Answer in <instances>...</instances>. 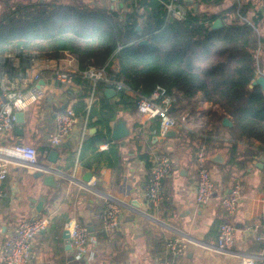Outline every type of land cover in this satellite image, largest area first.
Masks as SVG:
<instances>
[{
	"label": "crops",
	"instance_id": "obj_1",
	"mask_svg": "<svg viewBox=\"0 0 264 264\" xmlns=\"http://www.w3.org/2000/svg\"><path fill=\"white\" fill-rule=\"evenodd\" d=\"M100 1L127 10L123 0ZM227 2L231 5L234 0H223L218 5ZM183 5L186 10L190 6L195 11L201 9L195 0H184ZM146 15L143 12L138 17L139 31L145 27ZM69 64L79 68L77 59L70 62L65 54V67ZM116 64L117 61L114 66ZM80 78L75 79V86L82 92L75 98L65 93L58 111L63 110L64 101L66 109L83 99L87 113L79 117L80 123L74 129L81 128L82 135L73 131L65 138L57 147L60 155L56 163L48 160L49 151L54 148L50 143L54 122L49 113L53 109L47 108V98L28 114L33 123L25 126L24 135L19 136L15 129L9 138L10 142L33 144L39 152L40 164L55 167L65 176H58L57 187L53 188L43 183V177H36L37 169L23 165L11 168L8 177L0 183L4 193L0 197V264H4L1 258L4 238L19 222L32 217L33 204L29 199L40 195H45L46 200L38 215L50 213L52 217L47 228L33 241L36 257L29 264H159L166 258L177 264H238L234 258L205 247L216 245L220 225L225 221L235 224L237 250H261L264 244V167H259L258 163L264 155L258 153V140L240 139L234 131V123L224 126L213 114L217 105L206 101L202 93L195 97V103H188L181 93L173 95L177 99L173 114L179 118L186 115L187 120L185 126L173 129L176 133L169 137L160 134L158 118L143 115L136 109L131 111L123 105L108 126L101 124L99 113L90 110L92 106L101 109L106 86L103 90L96 86L92 97L93 85L88 81L92 88L88 96L82 98L87 80ZM108 98L119 101L118 93ZM48 118L52 121L45 127ZM121 121L128 134L115 140L111 135ZM91 137H101L103 141L96 150L88 149L83 153L84 143ZM43 147L49 149L43 150ZM201 150L207 155L206 165L215 183V194L205 207L198 205L195 195ZM160 153L170 159L173 170L163 181V201L153 205L146 196L147 184L153 159ZM89 173L90 180L84 182ZM237 186L241 189V200L236 213L228 215L221 197ZM113 201L121 203L120 221L113 231L107 232L104 211ZM72 223L92 226L95 231L94 237L90 235L89 253L81 261L74 259L63 236ZM183 235L188 237L186 248L182 256H176L167 243Z\"/></svg>",
	"mask_w": 264,
	"mask_h": 264
},
{
	"label": "trees",
	"instance_id": "obj_2",
	"mask_svg": "<svg viewBox=\"0 0 264 264\" xmlns=\"http://www.w3.org/2000/svg\"><path fill=\"white\" fill-rule=\"evenodd\" d=\"M162 1L166 0H123L125 10L100 0H0V51L25 46L59 56L68 50L80 70L106 66L111 77L124 83L117 90L118 102L103 96L101 109L90 110H96L99 123L107 126L120 105L133 111L137 100L151 96L158 85L172 95L181 93L188 103H195L202 93L217 105L213 114L221 122L229 116L238 137L258 140V153L264 155V90L260 84L250 87L258 75L256 50L264 44V34L258 36L255 29L264 27V0H246L240 7L243 16L253 12L254 25L241 19L235 2L212 13L190 6L184 20L172 21ZM195 1L211 5L223 0ZM143 12L147 13L145 27L139 31L138 17ZM217 18L223 26L213 29ZM143 40L148 43L141 44ZM85 82L82 98L92 88ZM105 86L97 85L101 90ZM73 110L85 116L86 102L82 99ZM101 141L91 137L83 153L96 150Z\"/></svg>",
	"mask_w": 264,
	"mask_h": 264
},
{
	"label": "built area",
	"instance_id": "obj_3",
	"mask_svg": "<svg viewBox=\"0 0 264 264\" xmlns=\"http://www.w3.org/2000/svg\"><path fill=\"white\" fill-rule=\"evenodd\" d=\"M245 1L234 0L238 6L237 14L243 21L254 25L251 17L252 11L248 16H243L240 13V7ZM162 3L167 10V19L184 20L186 18L187 10L181 0H166ZM255 29L258 28L255 27ZM65 54L66 59H69L70 62L75 60V57L68 51L65 53V50L59 56H53L45 50L29 49L25 46L8 52L0 51V183L8 177L13 166L23 165L44 171L40 169L39 152L33 144L10 142L9 138L18 124L17 112H23L25 115L24 127L32 124V119H29L28 114L37 103L46 98L48 89H55L65 94V89L68 86L75 85L77 76L92 83V97L95 87L99 83H104L106 86L111 84L116 90L124 87L122 81L116 80L108 74L106 66L90 65L84 70L75 68L72 64L65 67ZM176 101L175 96L168 93L165 87L158 85L151 96L137 100L136 110L151 118H158L160 134L165 136L169 129H179L186 124V115L179 118L172 112ZM63 104V110L56 112V116L53 117L54 130L50 138L52 147L60 146L80 123L79 116L75 114L73 108L65 109V101ZM207 159V155L201 150L198 154L199 177L195 188L196 201L200 207L207 206L215 194V183L212 172L206 165ZM172 170V163L164 153H160L153 159L146 192L149 202L153 205H159L163 201V181L171 174ZM3 194L0 189V197ZM240 200L241 189L239 186L221 197V203L228 215L236 213ZM119 204L121 203L113 201L104 211V226L107 232L113 231L119 224ZM127 205L133 207L131 204ZM51 217L50 213H44L19 222L7 234L1 244L3 263L29 264L30 261L34 260L36 255L32 249L33 241L38 234L47 228ZM67 228L69 229V241L75 259H83L89 253L88 245L91 240L87 226L72 223ZM187 239L188 237L183 235L169 241L167 246L174 255L182 256ZM235 243V224L225 221L220 225L216 245L214 247L205 245V247L227 257L238 259V264H264V244L260 251L249 252L237 250ZM159 264H177V262L166 258Z\"/></svg>",
	"mask_w": 264,
	"mask_h": 264
},
{
	"label": "water",
	"instance_id": "obj_4",
	"mask_svg": "<svg viewBox=\"0 0 264 264\" xmlns=\"http://www.w3.org/2000/svg\"><path fill=\"white\" fill-rule=\"evenodd\" d=\"M113 7V5H112ZM171 20L173 21L174 19L171 18ZM223 26V21L221 18H217L213 24H212V28L213 29H218V28H221ZM140 26L137 27V30H140ZM141 44H146L148 43V40H143L140 42ZM113 78V77H112ZM255 84H260L262 86V89L264 90V75L261 74V75H258L256 77L255 80L252 81V83L250 84V87H253ZM79 92H82V91H79V89L77 88V86L75 85H70L68 86L66 89H65V93L71 97H76L78 95ZM117 94V91L116 89L111 85V84H108L106 86V89H105V95L108 96V97H113ZM54 111V110H53ZM53 111H49V113L51 114L52 113V117H55L56 116V112L53 113ZM16 116H17V126H16V133L19 135V136H22L24 135V121H25V115L23 112H17L16 113ZM223 125L224 126H233V122L232 120L229 118V117H224L223 118ZM74 133L78 134V135H82V129L81 128H77ZM176 131L173 130V129H169L166 133V137H169L173 134H175ZM128 133L127 131L125 130V126L123 124V122H119L117 123V125L115 126V128L113 129V132H112V138L117 140V139H120L122 138L123 136H126ZM59 155H60V150L59 148L57 147H54L53 149H51L49 151V155H48V160L49 162L51 163H56L58 158H59ZM259 167L263 168L264 167V156H261L260 159H259ZM40 169L44 170V171H37L35 172L36 174V177H43V183L49 187H57V180H58V176H65V173H63L62 171H60L59 169L55 168V167H52V166H49V165H45V164H40ZM91 178V174L89 173L88 175H86L84 177V182H88ZM16 187V185H15ZM32 203H31V207H32V210H31V215L32 217L35 216V215H38L39 213L42 212L43 210V207H44V203H45V200H46V196L45 195H40L38 198H30L29 199ZM159 223H161L162 225L166 226V227H170L171 226L163 221H160V220H157ZM89 232H90V235L91 236H95V231H94V227L92 226H88L87 227ZM181 234H184V232L182 231H179ZM64 238L67 239V242H68V246L69 248H71V245H70V241H69V237H70V234H69V229L66 228L65 231H64V234H63ZM75 259V257H74ZM76 260V259H75Z\"/></svg>",
	"mask_w": 264,
	"mask_h": 264
},
{
	"label": "rangeland",
	"instance_id": "obj_5",
	"mask_svg": "<svg viewBox=\"0 0 264 264\" xmlns=\"http://www.w3.org/2000/svg\"><path fill=\"white\" fill-rule=\"evenodd\" d=\"M22 1H26V0H22ZM221 5V4H220ZM216 5V4H211V5H201L199 7H201V9H199L200 11H209V13L215 12V9L220 11H223L226 7H228L230 5L229 2L226 3V5ZM1 7V6H0ZM220 7V8H219ZM211 8H213L214 10H212ZM258 29L256 30L258 36H263L264 34V27H257ZM256 60H257V65H258V75L264 74L263 73V67H264V44H259L258 49L256 50ZM257 75V76H258ZM47 108L48 109H53L55 112L58 111L59 108V102L61 100L65 99V94L56 91L55 89H48L47 92ZM51 118H48L45 123L44 126L47 127L49 123H51ZM79 261H81V259H79ZM234 262H238V259H233Z\"/></svg>",
	"mask_w": 264,
	"mask_h": 264
}]
</instances>
